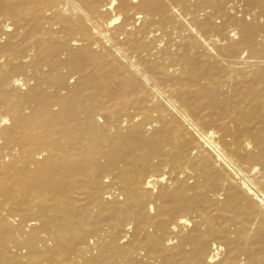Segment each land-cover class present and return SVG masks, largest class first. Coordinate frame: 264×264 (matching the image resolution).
Listing matches in <instances>:
<instances>
[{"label":"bare ground","instance_id":"obj_1","mask_svg":"<svg viewBox=\"0 0 264 264\" xmlns=\"http://www.w3.org/2000/svg\"><path fill=\"white\" fill-rule=\"evenodd\" d=\"M0 264H264V0H0Z\"/></svg>","mask_w":264,"mask_h":264},{"label":"snow or ice","instance_id":"obj_2","mask_svg":"<svg viewBox=\"0 0 264 264\" xmlns=\"http://www.w3.org/2000/svg\"><path fill=\"white\" fill-rule=\"evenodd\" d=\"M249 147H251V145Z\"/></svg>","mask_w":264,"mask_h":264}]
</instances>
